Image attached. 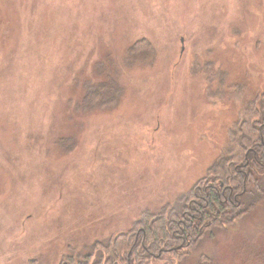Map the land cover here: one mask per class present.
Here are the masks:
<instances>
[{
  "label": "rangeland",
  "instance_id": "obj_1",
  "mask_svg": "<svg viewBox=\"0 0 264 264\" xmlns=\"http://www.w3.org/2000/svg\"><path fill=\"white\" fill-rule=\"evenodd\" d=\"M263 89L264 0H0V264L175 203ZM182 243L154 264H264V198Z\"/></svg>",
  "mask_w": 264,
  "mask_h": 264
},
{
  "label": "trees",
  "instance_id": "obj_2",
  "mask_svg": "<svg viewBox=\"0 0 264 264\" xmlns=\"http://www.w3.org/2000/svg\"><path fill=\"white\" fill-rule=\"evenodd\" d=\"M140 43L132 44L130 50L144 48ZM102 90L98 86L100 95ZM87 101L91 103L92 97ZM261 198H264V89L233 125L227 147L195 187L155 213L143 211L127 230L94 240L83 250L63 253L57 264H154L165 251L177 254L179 241H183L182 247H187L196 244L208 230L233 223ZM168 243L169 250L160 248Z\"/></svg>",
  "mask_w": 264,
  "mask_h": 264
}]
</instances>
